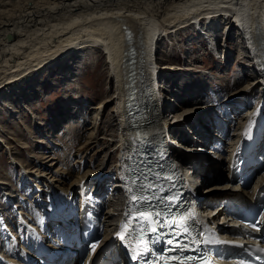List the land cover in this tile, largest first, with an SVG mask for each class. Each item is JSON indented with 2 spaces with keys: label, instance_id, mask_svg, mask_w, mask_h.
Returning a JSON list of instances; mask_svg holds the SVG:
<instances>
[{
  "label": "bare ground",
  "instance_id": "obj_1",
  "mask_svg": "<svg viewBox=\"0 0 264 264\" xmlns=\"http://www.w3.org/2000/svg\"><path fill=\"white\" fill-rule=\"evenodd\" d=\"M200 18L209 19V22L211 21L210 25L213 19L218 18L220 23L225 22L224 28L230 25L229 29L235 28L239 33L241 31V37L239 38L244 41L246 46L248 45L247 53L250 55V62L253 65L256 64L259 70H255L257 77L253 73L255 78H251L252 80L248 81L245 87L240 88L233 94L236 97V94L240 93L236 97L237 102L229 105L223 104V106L236 108L239 111L240 105H246L244 98L250 102L251 99H248V97L258 87L261 88L260 96L264 98V0H0L1 88L17 80V78L20 79L24 74H29L60 59H66L71 53H78L81 50H92V52L97 50L106 57L108 67L114 78V90L109 98L100 100L98 106L92 108L95 117H93L94 120L88 128L91 132L86 143L82 146H77V150L81 149V152L84 150L87 152V146L91 145L94 142L93 140H98V137L103 139V143L107 141L104 136H98L99 129H97L98 126L96 124L98 114L101 111L99 109L102 107L104 112L108 108V104H112L119 131L117 140L114 143L115 146H119L113 151H117L119 161H117L118 165L115 166L117 183L112 184L107 189L104 181L111 179L112 174L104 176L105 180L103 182L99 180L100 182L97 183L95 181L94 184L97 183L95 192H92L88 197L85 196L83 199H77L76 203L72 204L70 203L72 199L68 200L69 197L75 198L72 194L74 192L76 194V185L79 186L78 189L82 194L85 193L86 182L83 183V178L87 173L85 171L81 174L79 171L73 182L65 187V180L74 176L72 166L71 168H65V172L63 171V174H61V185L58 186L59 193L51 194L50 196L54 207H56L54 203L66 204L68 212L70 209L77 207L79 201H85L90 205L95 204L92 212L95 219L99 218L100 224L104 227L103 230L108 232L106 238H111L116 233V226H118V220L121 216L120 211L123 210V214H125L128 209L132 208L130 204L133 200L130 197L123 199V195L128 193L130 176L136 178L133 170H138V161L136 159L141 154V151L137 150V145L141 144V142H139L135 131L130 129V118L127 117L129 92L133 88V86H129L128 74L133 70L135 77H140V79L142 78L145 82H148L149 86L146 87L147 94L158 93L160 83L158 81L150 83V81L156 79L155 74L157 77L161 72L160 69L176 70L170 64L158 62V44L160 39H162L164 34L170 36V33L177 32L182 27H191L193 21ZM255 29L259 32V41L263 43V46L259 44V41H255L257 38ZM213 40L214 37L212 42H214ZM221 47L220 45L216 46V51L219 53L220 50L223 54ZM133 50H135V58L129 56L130 51ZM128 60H134L133 67L129 68ZM252 64L251 66H253ZM258 72H260V75H258ZM134 87L139 89L141 86ZM163 91L166 92L165 89ZM160 97L164 100L169 98L166 94H160ZM82 106L84 107V105ZM84 119L86 120V118ZM166 120L171 119L165 118L164 121ZM262 135L264 137V134ZM82 136V132L78 137L75 136L70 142L69 148L74 146V143H78ZM194 156H197V154H194ZM256 157L251 160L248 166L237 165L239 164V159L229 161L221 157L220 160L215 161L213 173L216 176L212 178L214 184L207 187L204 192L230 197L238 195V198L242 200L243 197L248 195L247 190H242L240 194H237L228 192L226 189L229 186L228 183H236L237 179L243 174H250L259 170L260 163L264 165V143ZM54 158L56 157L50 155L42 157L43 161L51 164ZM21 166L22 169H26L28 164L24 166L22 164ZM38 167H40V164ZM80 168L81 166H79V170ZM39 172H43V170ZM40 176L43 175L41 174ZM34 183L35 191L42 190L44 192V188L40 187L38 181ZM122 184L124 188H122ZM262 184L264 186V179L256 181L254 189ZM120 186L121 188H119ZM106 190H109L110 194L104 199V195L107 193ZM261 191H264V188L259 190V192ZM40 196L42 197L41 193H39ZM63 196L65 200L62 199ZM78 196L79 193L76 197ZM120 196L122 199H120ZM254 196H256V193L251 194V197ZM95 198L99 201L103 199V203H96ZM104 201L109 203V205H107L108 207L103 213L101 210L103 209ZM60 209L62 210V208ZM29 211H31V208ZM146 211L150 212L148 209ZM30 213L28 214L30 215ZM34 214L37 217L35 221L39 223L40 227H33L39 233L47 232L49 228L48 216H45L44 212L42 213L40 210L34 211ZM79 214L82 216L83 211H79ZM23 218L21 217L23 222L34 224L27 216L23 215ZM15 239L18 245H21L17 240V236ZM20 243H22L21 240ZM18 248L17 254L11 255L5 252V256H0V263L7 260L6 264H27V255L19 254L20 250ZM23 249L25 248L23 247ZM75 258L76 256H70L68 264L75 262ZM131 262V257H119L117 260V255L111 253L106 255L105 264H131Z\"/></svg>",
  "mask_w": 264,
  "mask_h": 264
},
{
  "label": "rangeland",
  "instance_id": "obj_2",
  "mask_svg": "<svg viewBox=\"0 0 264 264\" xmlns=\"http://www.w3.org/2000/svg\"><path fill=\"white\" fill-rule=\"evenodd\" d=\"M224 23H220L218 18L213 19L206 33H197L192 26H186L170 33V36L164 34L158 44V62L170 64L176 70L160 72L158 83H162V88L175 90L182 97H192L202 88H212L220 90L221 94L218 91L216 95L220 94L222 105L237 102L236 97L240 93L236 94V97L233 94L245 87L256 74L247 53L248 45L239 38L241 31L239 33L235 28L227 30L226 41L230 48L226 55L223 53L224 59H214L204 43L199 45V41L208 34L215 35L217 42L222 41L226 31ZM107 67L106 57L99 51L81 50L71 53L66 59L24 74L3 88L0 87V199L2 202L5 199L3 191L11 192L12 196L18 195L20 199L16 203V212L28 214L40 209L36 199L41 197L39 198L32 188L36 181L47 191L42 195V199L49 193L50 196L59 193L61 174L67 167L73 166L74 176L65 180V187L73 182L79 171L81 174L87 171L83 183L86 182L84 189L88 195H91L93 186L97 189V183L103 182L109 174H112V177L104 181L105 187L108 189L117 183L115 166L119 161L117 151H113L118 146L114 143L119 131L112 104H108L104 112L102 107L99 109L101 111L96 124L99 129L98 136H104L108 142L103 143V139L98 137V140H93L94 142L87 146V152L77 150V146L86 143L91 132L88 128L95 117L92 108L98 106L100 100L109 98L114 90V78ZM82 73L83 76L76 78L77 74ZM201 76H204L203 79ZM173 81L176 83L172 84ZM235 85L239 87L233 88ZM253 95L258 97V90L248 99H252ZM174 109L179 111L178 107ZM81 132L82 138L69 148L72 139L78 137ZM46 155L56 157L52 164L43 161L42 157ZM69 161L71 162L68 163ZM21 163L23 166L28 164L26 169H22ZM40 170L43 172H39ZM41 174L43 176L39 177ZM78 187L75 186L76 194L74 192L73 197L78 195ZM204 190L201 189L200 194L205 193ZM106 191L104 199L110 194L109 190ZM42 192L41 190V194ZM62 199L65 200L64 196ZM100 202L103 203V199ZM107 205L109 203L104 201L101 212L106 211ZM4 219L6 220V217ZM1 243L8 242L4 239Z\"/></svg>",
  "mask_w": 264,
  "mask_h": 264
},
{
  "label": "snow or ice",
  "instance_id": "obj_3",
  "mask_svg": "<svg viewBox=\"0 0 264 264\" xmlns=\"http://www.w3.org/2000/svg\"><path fill=\"white\" fill-rule=\"evenodd\" d=\"M131 199L133 201H135V200H138V199H143V197L132 196ZM160 215H161V213H159V212L150 213V212H147V211H141V212H138L137 216L133 217L132 221H129L128 217L126 216L125 220L121 222V225H120L121 231L117 232L116 235L121 240H125L127 238V236L131 234L130 230L134 231V229L132 228V224H133V222H136V221H138V222H140L142 224H144V223L148 224L149 225V229L148 230H150L153 233H155L157 231V229L154 228V227H151L152 223L154 222L153 217H159ZM193 219H194V215L192 213H189L187 216H181L179 218V220L172 219L170 221H167L168 224L175 225V228L173 230L172 236L174 238L175 237H180V236H184L185 238H187L189 236V234H190V228L188 227V221L189 220H193ZM248 227L255 228L256 226H255V224H250V225H248ZM256 230L259 231L260 229L256 228ZM143 231H144V229H141V232H143ZM200 235H203V234H200ZM133 239L134 240L138 239V241H139L138 247L141 249V251L138 253L136 251V249L133 248L132 256H131V258L133 260H138V259H140V257L143 254L149 253L151 251L150 248L148 247L147 242L143 240V236L142 235L139 236L138 238L137 237H133ZM211 242H214V241L209 240V239H203V240L192 239V243L193 244L211 243ZM224 243H228V242L224 241ZM167 244L171 245V246H174V247L169 249L170 251H174V250H176V248L184 249V248L188 247L187 244H182L178 239H168L167 240ZM95 247L96 246L93 245V249H95ZM259 251L264 252V248H260ZM187 259L188 260H192L193 258L192 257H188ZM145 264H148V262L146 261ZM180 264H184V261L181 260ZM198 264H210V262L207 261L206 258H202L200 261H198Z\"/></svg>",
  "mask_w": 264,
  "mask_h": 264
},
{
  "label": "water",
  "instance_id": "obj_4",
  "mask_svg": "<svg viewBox=\"0 0 264 264\" xmlns=\"http://www.w3.org/2000/svg\"><path fill=\"white\" fill-rule=\"evenodd\" d=\"M129 56H133L135 58V50L130 51V55Z\"/></svg>",
  "mask_w": 264,
  "mask_h": 264
}]
</instances>
